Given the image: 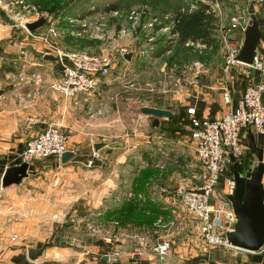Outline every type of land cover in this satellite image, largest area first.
Returning a JSON list of instances; mask_svg holds the SVG:
<instances>
[{"label":"crops","instance_id":"0c3cea01","mask_svg":"<svg viewBox=\"0 0 264 264\" xmlns=\"http://www.w3.org/2000/svg\"><path fill=\"white\" fill-rule=\"evenodd\" d=\"M262 17L258 48L264 67V13ZM0 26V264H264V247L257 252L207 247L184 220L177 230L171 231L179 232L180 246L170 243L166 261L159 263L147 232L129 225L120 226L116 221H113L114 226L112 221H107L105 215L109 209L135 197L132 192L134 179L150 168V141L158 150L161 146L158 147L155 139L168 145L176 144L168 150L175 151L180 164L185 166V135L164 136L152 127L153 118L145 114L140 119H130L131 133H125L118 121L114 125L107 124L112 119L105 116V107L98 108L99 115L90 127L75 128L71 125L74 113L70 100L49 90V84L57 79L56 62L44 59L43 45L38 39L25 36L18 45H12L10 39L14 31ZM41 32L36 31L35 35ZM213 37L217 41V32ZM230 39L243 42V36L235 32ZM262 72L245 65H236L227 76L222 75L220 65L210 73L203 70L199 89L183 88L174 95L178 100L175 101L177 108L183 113L179 124L189 118L188 108H194L200 118L222 117L226 111L221 101L224 78L236 100L242 92L238 89L262 80ZM85 104L77 109H85ZM91 104L94 102L90 101ZM141 107L153 106L143 104L139 109ZM97 119L99 124L95 126ZM168 119H160L159 124ZM140 124L146 126L148 132H139ZM49 125L58 126L68 135L67 151L77 152V155L66 164L56 159L35 162L28 166L27 177L19 185L2 188L6 169L22 163L20 155L27 141ZM184 127L189 130L187 125ZM116 130V140H102L106 147L97 153L95 165L86 167L83 158L89 156L85 149L90 146V136L100 134L108 139ZM249 134L255 135L250 129L243 134V139ZM262 183L264 186V175ZM136 197L144 200L141 194ZM78 216H87L93 221L90 226L100 227L94 232L90 226H76L75 223L68 227V220L71 218L70 221L75 222ZM44 245L47 248L40 258L28 259V249H40ZM114 249L120 251L116 262L105 256Z\"/></svg>","mask_w":264,"mask_h":264},{"label":"rangeland","instance_id":"374dc122","mask_svg":"<svg viewBox=\"0 0 264 264\" xmlns=\"http://www.w3.org/2000/svg\"><path fill=\"white\" fill-rule=\"evenodd\" d=\"M49 1L52 0H0V24L8 26L14 31L10 41H12V45H18L23 37H30L25 27L21 26V22L30 23L34 22V20L36 21L39 17L45 16L47 21L37 32H43L46 28L53 25L60 33L54 42L64 53L105 54L113 60L110 74L99 81L95 91L89 95H82L69 101L71 102L70 108H73L72 111L74 113L71 125L75 126V128L81 127L84 129L90 127L94 123L95 117L99 115H97L98 108L105 107L107 109L105 116L112 119L107 124L114 125L118 121L117 124H120L125 133L129 134L131 133L128 126L130 124L129 120L137 119V117L140 119L144 115L138 110L140 105L159 102L165 105L168 104L176 109L178 105L175 101L178 100L174 99V95L183 88L194 90L192 84L195 81L194 72L197 67L202 70L199 75H203V70L210 73L221 65V46L214 37L215 43L211 40L208 48L202 52L185 45L179 47L176 44V39L170 37L171 19L165 20L166 15L173 16L182 8L189 9L192 5L205 4L204 2L207 3L212 0H179L180 4L178 6L168 9L163 14H159L158 10H152L150 3L142 0H59L56 11L48 13L42 8V3ZM251 1L222 0L224 9L223 24H227V18L235 11H239L249 18L247 9ZM80 2L86 3V5L85 7L81 5V9H77V7H80L78 5ZM113 3H117L119 6L116 10L118 15L103 16L104 7H109ZM254 11L256 17L257 15L263 16L259 12L258 7L254 8ZM57 12L62 13V15L55 14ZM131 12L137 13L135 20L127 18ZM69 18H86L87 23L90 24L88 35L99 33L102 35V39L90 38L87 34L84 38H73L71 25L77 24H70ZM154 19L158 21V24L150 27L149 24ZM99 24H101V27L98 31L96 28ZM213 25L215 26H212V30L216 33L220 24L215 21ZM122 30L125 32L122 33ZM160 40H163V45L169 46L171 51L158 56L154 50ZM11 50L13 51L12 48ZM128 52H133L131 64L126 62L123 57ZM197 80L199 83V79ZM90 101H93L94 104L90 105ZM84 103H86L85 109H77L79 106L82 107ZM70 108L67 107V110L69 111ZM98 124L99 121L97 119L94 125L98 126ZM138 130L145 133L149 129L140 124ZM189 130L184 137L186 140V156L183 158L186 161L185 166H182V163L180 164L175 151L168 150V148L174 147L176 144L168 145L161 143V140L155 139L158 147L161 146L160 150H158L156 149L157 145H153L150 141V168L160 171V174L155 175L150 181V197L153 201L162 204L163 210L166 212L165 215H160L157 218L151 228H148V230L150 229L149 231H146L147 228H143L142 230L144 231H140L147 232L146 235L150 236V244L156 243L161 239H169L170 243L176 247L180 246L182 241V239L179 241V232H171L180 226L182 220H184L183 211L180 209L176 198L179 194V189H184L188 186L192 187L197 184L200 174L199 164L189 140ZM116 132L117 130L109 135L108 139H105L100 134L89 135L91 138L90 146L85 151L89 152V156L93 153V144H91L93 141H115L114 135H116ZM151 132L152 128L150 126ZM74 134H77V132L75 131ZM247 149L248 146L244 143L243 155L236 162L237 165L243 163ZM255 162L256 160H250L248 171L256 165L257 162ZM155 164L159 166L155 167ZM232 171V164H230L223 175L222 182L224 179L231 178ZM240 172L242 174L245 173L243 170ZM194 173L195 175H193ZM219 188L224 192L221 181ZM142 198H144L143 195ZM175 208L177 211L173 214L172 209ZM78 217L80 218H77L75 222H71L70 218L68 223L66 222L68 227L74 223L76 226L85 227L90 226V224L93 225V221L88 219L87 216L84 218L83 216ZM169 222H173V224L169 225ZM112 225L115 226L113 221Z\"/></svg>","mask_w":264,"mask_h":264},{"label":"built area","instance_id":"2783aa9c","mask_svg":"<svg viewBox=\"0 0 264 264\" xmlns=\"http://www.w3.org/2000/svg\"><path fill=\"white\" fill-rule=\"evenodd\" d=\"M204 3L192 5L189 9L182 8L173 16L166 15L165 20L171 19L173 27L177 16L196 12L201 6H204L205 14L212 17L214 22L220 24L217 31V41L221 46L220 71L222 75L227 76L236 65H243L236 61L242 42L236 43L230 39V35L235 32L243 36L250 17L248 18L241 12L235 11L227 18V24H223L224 9L222 0H212ZM256 7L263 14L264 0H256L254 8ZM102 14L103 16L111 14L116 16L118 11H103ZM136 14L131 12L127 18L135 20ZM36 16L38 17L37 14ZM68 20L70 24H77L71 25L73 38H84L87 34L90 38L102 39V35L99 33L88 35L90 24L87 23L86 18H69ZM26 23L28 22L22 21L21 26ZM156 24H158V21L154 19L149 26L153 27ZM100 27L101 24L97 26L96 30L99 31ZM124 32L122 30V33ZM28 35L31 38L38 39L43 45V57L52 55L57 58L55 64L57 79L49 84V90L65 100H74L79 96L89 95L95 91L99 81L110 74L113 60L108 55L64 53L59 49L54 41L57 40L60 33L53 25L38 35H35V33H28ZM170 37L176 39V36L171 33ZM184 45L202 52L210 44L188 40ZM21 53L24 54V51ZM255 57L261 59L258 46L255 50ZM261 71L264 75L263 63ZM201 72L200 67H197L194 72L195 81L192 84L194 89L200 88L197 80L199 77L197 76H200ZM22 80L23 78H21ZM221 90V101L226 107L222 117L214 120L198 118L194 108L187 109V114L190 116L189 140L199 164L200 174L198 183L192 187L184 188L181 200H178L177 196L176 201L183 211L184 221L197 232L199 240L205 246L238 250L230 247L226 240V232L235 223V216L229 202L225 199L224 192L218 187L228 165L232 164V160L238 162L243 155V134L251 129L255 134L264 138V78L258 82L247 84L236 100L232 98V90L226 78L222 82ZM232 101L236 102L233 103ZM67 142L66 134L58 126L49 125L44 131L39 132L27 141L25 149L20 155V160L22 163H27L28 166L48 159L60 161L62 153L67 151ZM97 153L93 151L86 159V167L91 168L95 165L98 159ZM154 166L159 165L155 164ZM223 189H225L224 183ZM176 211V208L172 209L173 214ZM172 224L173 222H169V225ZM99 227V225L96 227L91 226L90 230L94 232ZM14 239L15 237L12 238V240ZM150 246L157 261L159 263L165 262L171 248L170 241L161 239L150 244ZM119 254L120 251L114 249L105 256L107 259L116 262Z\"/></svg>","mask_w":264,"mask_h":264},{"label":"water","instance_id":"95a60500","mask_svg":"<svg viewBox=\"0 0 264 264\" xmlns=\"http://www.w3.org/2000/svg\"><path fill=\"white\" fill-rule=\"evenodd\" d=\"M252 0L247 12L250 16V21L243 34V42L241 49L236 56V61L245 66L256 67L261 69L262 60L255 57V50L260 40V25L254 12V2ZM47 21V17L43 16L40 19L26 23L25 29L29 33L36 32ZM126 62H131L133 52H128L123 55ZM45 60L56 62L57 58L52 55H45ZM140 113L153 118L152 127L159 126V120L163 118H171L177 116L168 110L154 108V107H141ZM251 148L256 157V165L245 173H241L239 168L232 160V176L224 180V196L229 202L231 210L235 216V223L231 229L226 232V240L230 247L246 251L257 252L264 247V186L262 183L264 175V161L263 149L256 146L254 135L249 134ZM106 147V143L99 142L93 144L94 152ZM77 155V152L66 151L60 156L62 164L68 163ZM27 163H21L18 166L6 169L1 185L2 188L11 185H19L21 181L27 177ZM230 183L228 184V182ZM183 189H179L178 199L181 200ZM47 248L44 245L40 249H28L27 256L31 261L40 258Z\"/></svg>","mask_w":264,"mask_h":264},{"label":"trees","instance_id":"16d2710c","mask_svg":"<svg viewBox=\"0 0 264 264\" xmlns=\"http://www.w3.org/2000/svg\"><path fill=\"white\" fill-rule=\"evenodd\" d=\"M143 2L150 3V7L152 10H158L157 12L163 14L168 11V9L175 8L180 4L179 0H142ZM59 0H52L49 2L42 3V8L48 12L52 13L56 11L58 7ZM90 4V3H89ZM80 7L77 9H81L85 7L86 3L80 2L78 4ZM84 5V6H83ZM119 8L117 3L110 4L109 7H104L105 11H116ZM60 14L62 13H55ZM259 24L262 25L263 17L262 15H257ZM214 20L212 17L208 16L204 12V6H201L198 11L190 13V14H183L180 17H176L173 27L171 28V34L176 36V44L179 47H182L185 42L188 40L192 41H201L203 43L209 44L211 40H213L214 30H212V26L214 27ZM164 40V39H163ZM163 40L157 43L155 48V54L161 56L168 51H171L169 46L163 45ZM156 55V56H157ZM245 86L239 88V90H243ZM147 102V101H146ZM148 103V102H147ZM148 106H153L154 108L164 109L171 111L172 113L178 114L177 116H173L169 118L167 121L160 122L157 129L162 133L164 136L167 135L169 137L177 138L183 136L187 133L184 126L190 125V116L189 118H185L182 121V124H179V120L183 117V113L180 109L174 108L168 104H161V103H154L148 104ZM187 114V113H186ZM188 115V114H187ZM196 117H198L196 115ZM200 118V117H198ZM254 139L256 142V146L260 147L261 149L264 148V138L260 135H254ZM248 146L246 150V156L243 160V163L238 164V168L240 171H248L250 160H256L255 154L253 149L251 148L249 135L243 139V144ZM88 157L86 156L83 158L86 161ZM233 168V166H232ZM160 171L157 169L147 168L144 169L139 173V175L134 179L132 192L135 194V197L130 201L124 202L121 206L109 209L106 212L105 219L107 221H116L120 226L126 227L127 225L137 227V228H151L157 218L160 215H165L166 212L163 210L162 204L153 201L150 197L149 186L151 185L150 181L155 175H159ZM225 174V173H224ZM223 178V177H222ZM221 183H224V180ZM138 194L144 196V200L139 199L136 197Z\"/></svg>","mask_w":264,"mask_h":264}]
</instances>
